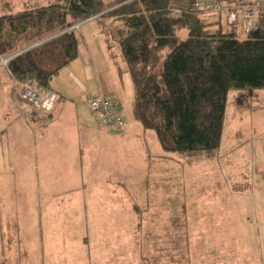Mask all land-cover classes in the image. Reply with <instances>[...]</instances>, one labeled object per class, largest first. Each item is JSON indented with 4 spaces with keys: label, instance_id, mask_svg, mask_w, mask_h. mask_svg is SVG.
Returning a JSON list of instances; mask_svg holds the SVG:
<instances>
[{
    "label": "rangeland",
    "instance_id": "obj_1",
    "mask_svg": "<svg viewBox=\"0 0 264 264\" xmlns=\"http://www.w3.org/2000/svg\"><path fill=\"white\" fill-rule=\"evenodd\" d=\"M43 2L0 0V15ZM88 22L73 27L77 37L86 43L91 39V46L98 36L107 52L111 46L108 57L112 70L120 76L123 117L138 126L131 110L133 86L113 41L117 25L104 19ZM177 37L185 39L186 29ZM245 37L239 31L235 34L237 39ZM2 61L7 59L0 60L5 66ZM119 69H123L121 74ZM255 92L260 102L250 99L248 107L239 105V92L228 93L225 130L212 158L167 155L155 134L145 131L138 140L140 153L134 151V145L119 152L112 180L103 179L107 166L102 163L82 177L77 166L61 167L60 195L53 199L47 192L45 199L26 197L20 163L14 164L11 176L7 168L0 175V227L9 230L0 229V264H264V89ZM19 139L20 134L12 136V141ZM143 152L151 156L145 167L142 163L138 167L136 159L134 166L124 164L127 156ZM163 154L167 158L160 159ZM186 178L195 182L192 197L199 200L185 216L183 203L191 198L189 193L183 199ZM53 207L60 209L59 214H34L35 209L47 212ZM174 217H188V242L176 239L179 230L175 238L168 237ZM41 222L44 224L38 227ZM134 224L139 227L132 230ZM124 235L128 239L123 241ZM160 252L172 253V262Z\"/></svg>",
    "mask_w": 264,
    "mask_h": 264
},
{
    "label": "trees",
    "instance_id": "obj_2",
    "mask_svg": "<svg viewBox=\"0 0 264 264\" xmlns=\"http://www.w3.org/2000/svg\"><path fill=\"white\" fill-rule=\"evenodd\" d=\"M43 1L0 15V60L7 59L12 78L49 90V81L78 56L73 27L92 19L116 23L113 41L133 86V118L155 134L167 155L214 157L228 93L264 89V17L244 33L223 11L194 12L197 0ZM182 29L187 37L181 40ZM238 31L246 37L235 38ZM184 222L171 219V235L179 230L176 239ZM170 252L159 255L169 259Z\"/></svg>",
    "mask_w": 264,
    "mask_h": 264
},
{
    "label": "crops",
    "instance_id": "obj_3",
    "mask_svg": "<svg viewBox=\"0 0 264 264\" xmlns=\"http://www.w3.org/2000/svg\"><path fill=\"white\" fill-rule=\"evenodd\" d=\"M88 21L86 22L89 23ZM94 38L96 40L93 41V45L91 43V46L89 45L91 39L88 43L79 40L77 58L49 81L51 87L53 81L55 84L54 88L49 87V90L61 98L60 101L57 98L54 109L49 114L35 112L19 100L20 85L12 78L6 67L0 64V168H4L0 171V175L6 174L7 168L10 176L13 175L12 167L19 162L23 177L22 192L26 197L45 199L46 192L50 199H53L56 194L60 195L61 167L77 166L80 168L82 177L87 172L93 173L94 169L100 166L99 163H102L107 166L103 171V179L112 180L113 168L117 166L114 162L119 160V152L131 148L130 145H134V151L136 148L139 152L138 140L145 131L137 122L138 126H132L123 117L118 93L120 76L117 77L118 74L112 70L108 57L109 51L107 52L103 42L98 39V36ZM122 70L119 69V74ZM58 80L61 83H57ZM97 94L113 95L118 101L120 114L125 120L121 134L107 130L94 119L84 98ZM244 94L240 95V101H238L241 107H248L250 99L260 102L255 91L248 95ZM225 125L226 123L224 130ZM14 134H20V139L12 141ZM1 138L5 139L1 140ZM242 145L244 141H240V146ZM150 157V154L144 152L136 154L135 157L129 155L124 164L134 166V159H136L138 167L141 163L145 167L151 161ZM121 158L125 159L123 156ZM159 158L162 159L160 156ZM129 168L132 170L131 167ZM119 180L124 181V178ZM76 182L77 172L74 171L73 184ZM184 184L186 194L183 199L189 193L191 198L187 197L186 202L183 203L186 206L183 207V214L189 215V207L194 206V202H198L199 198L197 196L193 201L192 195L196 193L194 181L186 178ZM73 190L75 191V188ZM135 209L133 207L136 213ZM56 212L59 214L60 209L56 211L53 207L47 212L44 209L34 210L36 215L50 217ZM187 219L188 217H185V222L181 225L183 229L181 239L185 243L189 241V235L185 232L189 227ZM50 221L53 220L50 219ZM43 224L41 222L38 227ZM136 227L139 226L134 224L132 230ZM3 228L0 227L2 230H9L6 226ZM163 229L167 230L165 227ZM166 233L167 231L164 237ZM128 237L132 235L129 234ZM123 238V241L126 240V235Z\"/></svg>",
    "mask_w": 264,
    "mask_h": 264
},
{
    "label": "built area",
    "instance_id": "obj_4",
    "mask_svg": "<svg viewBox=\"0 0 264 264\" xmlns=\"http://www.w3.org/2000/svg\"><path fill=\"white\" fill-rule=\"evenodd\" d=\"M194 6V12L198 14L223 11L228 23L237 24L244 33L253 30L258 19L264 17V0H197ZM18 95L23 104L42 113H50L58 98L55 92L33 82L20 85ZM84 101L100 126L117 134L123 132L125 121L113 95L86 96Z\"/></svg>",
    "mask_w": 264,
    "mask_h": 264
}]
</instances>
